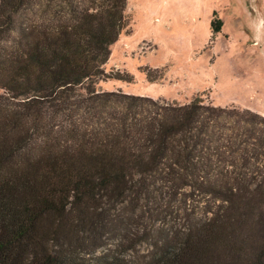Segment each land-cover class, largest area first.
Masks as SVG:
<instances>
[{"label": "trees", "instance_id": "obj_1", "mask_svg": "<svg viewBox=\"0 0 264 264\" xmlns=\"http://www.w3.org/2000/svg\"><path fill=\"white\" fill-rule=\"evenodd\" d=\"M126 10L0 0V264H264V117L97 91L133 81L103 70ZM178 198L201 218L139 255Z\"/></svg>", "mask_w": 264, "mask_h": 264}, {"label": "rangeland", "instance_id": "obj_2", "mask_svg": "<svg viewBox=\"0 0 264 264\" xmlns=\"http://www.w3.org/2000/svg\"><path fill=\"white\" fill-rule=\"evenodd\" d=\"M126 12L129 26L112 45L103 70L126 72L133 81L101 79L97 91L179 104L199 96L216 107L264 117V0H127ZM145 68L157 69L150 77H161L150 84ZM200 200H167L160 215L145 213L140 228L153 237L138 247L139 255L161 233L200 219Z\"/></svg>", "mask_w": 264, "mask_h": 264}]
</instances>
